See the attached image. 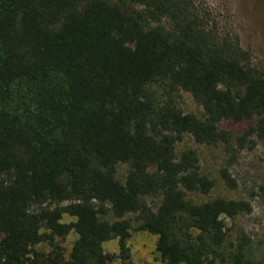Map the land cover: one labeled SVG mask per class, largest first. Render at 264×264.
Returning a JSON list of instances; mask_svg holds the SVG:
<instances>
[{
    "label": "trees",
    "instance_id": "1",
    "mask_svg": "<svg viewBox=\"0 0 264 264\" xmlns=\"http://www.w3.org/2000/svg\"><path fill=\"white\" fill-rule=\"evenodd\" d=\"M250 122L242 144L264 139V69L194 0H0V264L125 263L133 232L157 238L162 264H253L246 237L224 252L225 220L250 204L194 201L215 184L177 151Z\"/></svg>",
    "mask_w": 264,
    "mask_h": 264
},
{
    "label": "rangeland",
    "instance_id": "2",
    "mask_svg": "<svg viewBox=\"0 0 264 264\" xmlns=\"http://www.w3.org/2000/svg\"><path fill=\"white\" fill-rule=\"evenodd\" d=\"M195 6L208 18L209 24L220 35L237 38L243 50L251 55L253 64L264 69V0H194ZM180 109L186 114L203 115L202 108L191 95L180 93ZM232 139L228 145L204 146L197 144L190 136L178 144L177 151L196 152L201 172L215 184L209 195H190L197 203L215 199L227 201H245L251 206L249 214L234 219H226L227 242L224 252L236 253L246 237L248 245L245 253L253 264H264V139L257 134L250 136L245 143L239 139L255 127V123L223 124ZM127 166H120L118 177L123 179ZM226 171L236 182V188H230L222 174ZM157 202V201H156ZM156 202H150L155 206ZM73 221L66 218L64 222ZM77 236L71 234L61 242L68 259ZM157 238L144 232H133L129 239L131 260L114 264H162L156 252ZM108 254L119 255L118 241L104 245Z\"/></svg>",
    "mask_w": 264,
    "mask_h": 264
}]
</instances>
